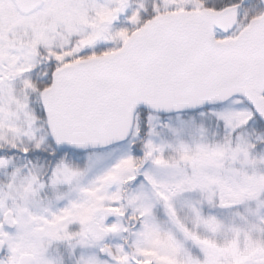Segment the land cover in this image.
<instances>
[{"label":"snow or ice","instance_id":"obj_1","mask_svg":"<svg viewBox=\"0 0 264 264\" xmlns=\"http://www.w3.org/2000/svg\"><path fill=\"white\" fill-rule=\"evenodd\" d=\"M0 264H264V0H0Z\"/></svg>","mask_w":264,"mask_h":264}]
</instances>
